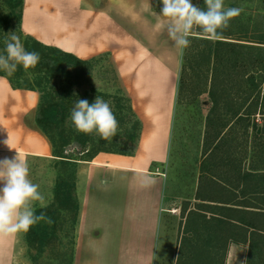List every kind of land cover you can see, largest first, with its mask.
Masks as SVG:
<instances>
[{"label": "crops", "instance_id": "0c3cea01", "mask_svg": "<svg viewBox=\"0 0 264 264\" xmlns=\"http://www.w3.org/2000/svg\"><path fill=\"white\" fill-rule=\"evenodd\" d=\"M166 26L153 0H24L26 34L83 59L108 53L142 121L133 154L99 151L77 161L81 207L72 264H155L179 70L178 49L160 36ZM39 96L0 75V159L18 153L30 169L34 160L59 158L35 120ZM53 196L54 185L48 205ZM22 240L27 242L23 231L0 236V264H14L15 244ZM249 262L248 244L231 242L225 264Z\"/></svg>", "mask_w": 264, "mask_h": 264}, {"label": "rangeland", "instance_id": "374dc122", "mask_svg": "<svg viewBox=\"0 0 264 264\" xmlns=\"http://www.w3.org/2000/svg\"><path fill=\"white\" fill-rule=\"evenodd\" d=\"M191 2L201 8H206L204 0H191ZM162 6L160 0H153V8L158 11V14ZM224 6L242 9L240 15L233 18L229 27L225 29L229 33L227 36L231 37L227 39L257 40L256 38L264 34V0H224ZM21 22L17 12L11 11L3 1H0V52H3L5 39L11 32H15L21 38L22 43L24 42L27 34L22 30ZM163 33V35L160 34L164 40L162 42L175 45L168 36L167 26ZM197 36H200L199 29H194V34L189 37L190 46L183 52L178 49L179 70L175 78L177 88L173 107L172 133L168 160L163 165L166 173L165 209L158 233L155 264H177L181 241L185 238L189 240L187 247L185 246L189 248L185 258L186 264H225L222 248H214L206 244L209 242V237L204 234L198 235L202 232L201 217L196 213V216L190 214L191 210H197L202 206L200 205L201 199L196 196L203 170L206 120L212 105L209 91L215 79L212 73L216 66L206 52L209 45L207 41H204L206 39ZM157 42L160 45L161 40L158 39ZM238 50L242 51L240 55L248 58L250 50L239 46L236 49L237 52L230 54L231 58L236 57ZM233 59L227 66L225 73L227 75L224 76L231 78L225 93H230L232 97L243 98L251 92V89L249 90L246 82L240 78H246L250 74H254L257 79L264 78V69L260 65L248 62L247 65L237 62L234 66ZM223 68L226 69V66ZM42 72L38 63L35 68H30L27 72L22 66H18L11 76L21 82L36 84ZM220 78L222 77L217 78L215 83L218 84ZM52 83L53 85H49L50 88L59 94L63 88L62 84L58 81H52ZM263 87L264 81L261 84V94H263ZM67 88L68 90L62 94L70 100L71 110L78 99H87L89 103H92L96 96H100L109 102L119 122V128L117 134L110 141H106L95 133L91 135L78 133L69 117L65 124L66 130L71 134L68 143L64 145L66 155L86 158L91 153H87L88 149L93 152L98 148L127 152L136 147V141L125 137V130L132 124L133 119L129 113V102L124 97L127 94L124 92L108 53L100 55L82 80L74 81ZM111 89L115 90L114 94H110ZM257 91L252 92L245 107L256 97ZM119 97L123 100H119ZM117 112L120 114L118 115ZM256 118L259 123L264 124V114L259 112ZM228 123L229 125L224 127L222 134L228 145L232 142L230 149L235 153L241 165L249 167L254 163H259L261 146L260 141L254 139V130L250 128L247 132L231 120ZM263 165L264 161L260 167ZM74 170L75 162L73 161L57 159L55 162L46 163L34 160L30 164L29 178L40 186L39 191L48 201L56 179L60 175L69 178L74 174ZM72 218L68 212H62V225L57 231V237L43 249L23 240L15 244L14 264H72L75 243V226ZM196 240L205 244L204 248H200V243L198 246L201 250H198L194 246L196 243H193ZM238 249L243 252L247 251L244 244H241ZM249 264H264V250L254 254Z\"/></svg>", "mask_w": 264, "mask_h": 264}, {"label": "trees", "instance_id": "16d2710c", "mask_svg": "<svg viewBox=\"0 0 264 264\" xmlns=\"http://www.w3.org/2000/svg\"><path fill=\"white\" fill-rule=\"evenodd\" d=\"M0 1H3L11 11L17 12L19 21H22L24 0ZM202 7H204L203 3ZM227 34L229 33L224 30L223 39L219 41L204 40L209 44L206 52L216 64L212 73L215 79L209 91L212 105L206 120L203 170L196 196L201 199L200 205L202 206L197 210H191L190 214L195 216L198 214L201 217L202 232L198 235L204 234L209 237V242L206 244L212 245L214 248H222L224 262L231 242L248 244V261H250L254 254L264 250V165L260 167L264 161V124L259 123L256 118L257 113L264 114V90L261 94V84L264 78L257 79L254 74L240 78L246 82L251 92L245 97L239 98L225 93L231 78L224 76L227 75L225 74L227 66L233 59L230 54L237 52L238 46L250 50V53L248 58H244L240 55L242 51L238 50V54L233 59L234 66L237 65V62L243 65H247L248 62L260 65L264 69V34L256 38L257 40L235 38L238 39L237 41L227 39L229 37ZM23 45L27 51H36L40 54L39 64L43 74L36 80L37 83L15 80L2 70H0V75L7 77L14 88L33 89L39 92L35 117L38 127L51 140L54 154L59 157L58 159L75 162L73 175H70L69 178L60 175L56 179L52 202L46 208L35 207L36 215L44 213L46 220L31 226L26 232V240L29 244L43 249L57 237V231L62 225V212L66 211L72 215L74 226L78 221L81 203L76 193L77 161L80 159L90 160L99 151L133 154L136 147L127 152L108 148H98L93 152L88 149L87 153H91L86 158L66 155L64 145L68 143L71 134L66 130L65 124L70 117L71 105L68 97L62 93L66 92L67 87L74 81L82 80L99 56L83 59L57 46L45 44L28 34ZM225 66L226 69L223 68ZM242 75L244 76V74ZM219 77L222 78L217 84L215 81ZM52 81L62 84L63 88L59 94L50 88L49 85H53ZM256 90H258L256 97L245 107L252 92ZM124 97L129 102V113L133 119H131L132 124L125 130V137L136 141L137 146L142 130V121L132 107L131 98L128 95ZM119 100H123V98L119 97ZM230 120L242 126L247 132L250 128L254 130V139L260 141L261 146L259 163L245 167L231 151L232 142L231 144L229 142L230 145H228L224 140V134H222ZM259 127L261 128L260 132H258ZM188 241L187 238L181 241L177 264H186L187 262L185 258L189 248H185V246L189 243ZM193 243H196L194 246L198 250L205 246L197 240Z\"/></svg>", "mask_w": 264, "mask_h": 264}, {"label": "clouds", "instance_id": "9594fccd", "mask_svg": "<svg viewBox=\"0 0 264 264\" xmlns=\"http://www.w3.org/2000/svg\"><path fill=\"white\" fill-rule=\"evenodd\" d=\"M160 3L163 6L158 16L167 21L168 36L181 52L190 46L189 37L194 34V29H199V35L209 41L223 39V31L242 11L241 8L225 7L224 0H204L206 8L194 5L191 0H160ZM4 43L5 48L0 52V70L7 75H13L18 66L27 72L40 62V54L27 51L15 32L9 33ZM109 91L115 93L114 89ZM70 121L78 133H95L106 141H110L119 128L109 102L100 96H96L92 103L78 99L70 112ZM3 143L8 146V139ZM29 174L27 160L18 153L11 159H0V236L27 232L31 226L46 220L44 213H35L36 202L41 208H46L48 203L39 191L40 186L32 182ZM150 182L144 181L145 185Z\"/></svg>", "mask_w": 264, "mask_h": 264}, {"label": "water", "instance_id": "95a60500", "mask_svg": "<svg viewBox=\"0 0 264 264\" xmlns=\"http://www.w3.org/2000/svg\"><path fill=\"white\" fill-rule=\"evenodd\" d=\"M260 131H261V128L259 127L258 132H260Z\"/></svg>", "mask_w": 264, "mask_h": 264}]
</instances>
